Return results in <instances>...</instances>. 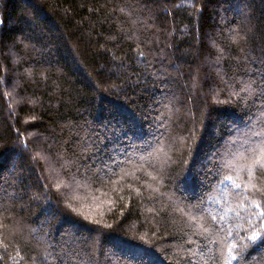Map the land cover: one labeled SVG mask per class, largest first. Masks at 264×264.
<instances>
[{
  "label": "trees",
  "instance_id": "16d2710c",
  "mask_svg": "<svg viewBox=\"0 0 264 264\" xmlns=\"http://www.w3.org/2000/svg\"><path fill=\"white\" fill-rule=\"evenodd\" d=\"M261 151L264 0H0V264H264Z\"/></svg>",
  "mask_w": 264,
  "mask_h": 264
},
{
  "label": "snow or ice",
  "instance_id": "6c2138e0",
  "mask_svg": "<svg viewBox=\"0 0 264 264\" xmlns=\"http://www.w3.org/2000/svg\"><path fill=\"white\" fill-rule=\"evenodd\" d=\"M143 56V53H141ZM248 169L249 174V180L247 181L245 190L252 189L253 191H264L262 188H258L256 184L253 183L252 177H253V170L259 168L261 170H264V151L260 152L259 158H253L250 162V164L246 165ZM228 180H233V177L229 176L227 177ZM234 186L236 188H241V184L235 183ZM57 187H60V185H57ZM256 207L259 208V204H256ZM261 217H264V212L260 213ZM264 232V225L260 227H256L250 236H246L243 239L246 241L256 242L259 241L260 243H264V236H261V233ZM231 234V233H229ZM245 245L243 244H237L236 242H233L227 249L229 253H233L238 251L239 249L243 248ZM238 257L236 255L230 256L228 260V264H232L233 260H237Z\"/></svg>",
  "mask_w": 264,
  "mask_h": 264
}]
</instances>
